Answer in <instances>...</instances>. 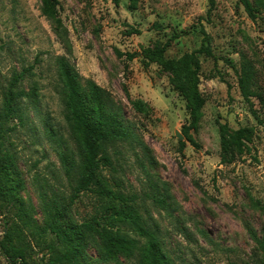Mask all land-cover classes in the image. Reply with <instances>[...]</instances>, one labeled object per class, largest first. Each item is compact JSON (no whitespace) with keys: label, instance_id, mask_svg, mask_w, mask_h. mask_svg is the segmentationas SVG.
Masks as SVG:
<instances>
[{"label":"rangeland","instance_id":"rangeland-1","mask_svg":"<svg viewBox=\"0 0 264 264\" xmlns=\"http://www.w3.org/2000/svg\"><path fill=\"white\" fill-rule=\"evenodd\" d=\"M254 4L255 20L239 0H59L72 46L68 52L55 23L42 15L41 0H0V106L13 72L29 66L35 67L34 75L23 87L34 83L39 94L35 103H23L25 123L9 140L26 180L22 197L33 226L23 225L15 209L0 206V244L15 230L13 245L23 251L25 262L12 263L0 246V264H46L54 240L42 231L44 202H68L72 194L60 154L80 164L84 159L64 118L59 56L75 66L82 87L92 79L121 111L132 136L106 144L112 165L101 176L112 190L137 196L139 215L158 228L171 262L264 263L259 245L264 239V0ZM200 22L214 55H198L206 104L197 129L188 131L187 99L172 85L170 74L158 64L146 66L140 52L179 34L166 58L191 53L202 44ZM131 28L141 33L129 35ZM117 50L138 56L126 61ZM246 60L257 81V95L250 101L239 88ZM220 124L232 131L254 130L245 153L232 163H222ZM152 188L165 197L168 210L145 196ZM107 206L122 204L86 192L68 218L87 221ZM116 225L138 238L131 223L118 220ZM84 262L138 264V256L107 260L94 237Z\"/></svg>","mask_w":264,"mask_h":264},{"label":"trees","instance_id":"trees-1","mask_svg":"<svg viewBox=\"0 0 264 264\" xmlns=\"http://www.w3.org/2000/svg\"><path fill=\"white\" fill-rule=\"evenodd\" d=\"M246 12L255 20L258 15L254 0H239ZM42 15L56 25V30L71 52L68 34L59 14V0H41ZM210 15V13L208 14ZM204 18H201L203 20ZM209 21V18H208ZM203 36L201 47L180 58L168 59L165 54L171 40L166 43L157 41L154 45L141 50L140 56L146 66L155 63L171 76L175 89L188 101L190 124L185 129H197L202 116L206 99L200 90V63L198 55L213 56L211 37L200 22ZM156 27H161L156 24ZM129 35L140 34L136 28L128 30ZM120 57L133 61L138 54L123 53L117 50ZM59 76V89L64 107V118L73 137L79 144L84 159L80 164L66 152L60 154L66 177L71 182L72 194L68 202H44V227L54 240L46 264H86L84 262L90 238L97 237L99 246L107 260L118 262L121 257L138 256V264H173L164 251L163 242L157 227L149 226L139 215L135 204L137 196L112 190L101 176L104 168L112 165L110 156L105 152L106 144L114 141H127L132 132L126 126L121 111L114 106L108 92L95 81L88 79L82 87L75 66L66 56H59L56 61ZM34 66L13 72L7 85L2 89L0 106V206L15 209L16 215L26 227L33 226L31 216L25 208L22 193L26 188V180L10 150V137L18 126L25 123L23 103H35L38 100V86L34 83L23 87V83L33 76ZM257 81L253 65L250 61L242 64L239 76V88L242 96L250 101L256 96ZM222 163H232L245 153L248 142L254 134L253 128H242L232 131L227 124H220ZM12 146V144H11ZM182 146H184L182 142ZM95 193L102 198L115 200L122 207L107 206L104 211L90 220L82 222L70 221L69 209L82 194ZM156 205L164 210L169 209L165 197L154 191L145 194ZM118 220L133 225L138 238L124 232L116 225ZM15 230L10 229L0 246L7 259L12 263L25 262V255L20 248L13 245ZM264 253V239L259 240ZM264 264V263H263Z\"/></svg>","mask_w":264,"mask_h":264},{"label":"water","instance_id":"water-1","mask_svg":"<svg viewBox=\"0 0 264 264\" xmlns=\"http://www.w3.org/2000/svg\"><path fill=\"white\" fill-rule=\"evenodd\" d=\"M180 138H182V135H178Z\"/></svg>","mask_w":264,"mask_h":264}]
</instances>
